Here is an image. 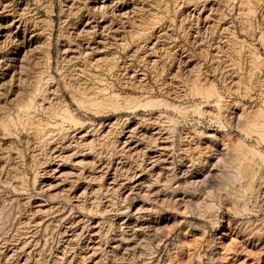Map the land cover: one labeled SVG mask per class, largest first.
<instances>
[{"label":"rangeland","instance_id":"obj_1","mask_svg":"<svg viewBox=\"0 0 264 264\" xmlns=\"http://www.w3.org/2000/svg\"><path fill=\"white\" fill-rule=\"evenodd\" d=\"M44 1L0 0V264H264V185L255 174L230 181L234 161L248 159L241 143L259 141L244 124L264 108V90L243 87L250 52L264 77V0L242 20H253V34L241 29L246 0L109 1L105 31L91 33L102 41V68L80 58L87 90L105 100L94 110L65 87L78 70L63 53L75 42L71 2ZM110 53L116 66L105 63ZM39 75L79 120L55 125L36 95L32 119L49 131V149L31 120L3 128ZM195 81L215 85L223 101L192 92ZM152 99L162 103L142 105ZM245 180L260 187L252 199L240 196Z\"/></svg>","mask_w":264,"mask_h":264},{"label":"bare ground","instance_id":"obj_2","mask_svg":"<svg viewBox=\"0 0 264 264\" xmlns=\"http://www.w3.org/2000/svg\"><path fill=\"white\" fill-rule=\"evenodd\" d=\"M2 1V0H1ZM6 1V0H5ZM39 1V0H38ZM44 1V0H43ZM63 1V0H62ZM68 0H65V2H67ZM109 1H111V0H70V7H71V9H70V13H71V11H72V13L76 16V23H77V26L75 27L74 26V30L72 31L74 34H73V37L75 38H73L74 39V41H73V39H72V41L74 42V43H72V44H70V45H68L65 49H64V51H63V53L64 52H67L68 54L70 53V57L73 59V61L75 60V65H78L77 66V72L75 73L77 76H75V77H73L74 75H72V74H70L72 77H70V79L71 78H73V79H71V80H66V82H65V87H66V89H67V91L71 94V96H72V98H74V99H76L77 100V103H79L82 107H84V108H86V109H89V110H94L95 108H97L98 109V107H101L103 104H104V98H98V96H94V95H97V94H95L94 93V95H93V92L91 91V92H89L88 90H87V88L88 87H86L87 85H86V83H89V82H87L89 79H90V71H88L87 70V68L85 67V65H88V64H84V61L82 62V60L84 59V60H86V62L88 61V63L90 64V65H92V66H95V68H98L101 64H102V61L104 60L103 59V57H99L98 55V53H97V50H99L100 51V45H102V41L101 40H97V39H94L92 36H91V33H92V30H93V28H96L97 29V27H99V29H100V27H102V25H104L103 24V22H104V20L107 18V15H106V10H108V7H109V5H108V3H109ZM116 1V0H115ZM121 1V0H120ZM120 1H118L119 3H120ZM259 1V0H258ZM258 1L257 0H246V2H245V5L242 7V13H241V21L242 20H244V18L245 17H249V16H253V15H255V10H256V7H257V3H258ZM8 2H11V1H8ZM45 2V1H44ZM5 3V2H4ZM19 3V2H18ZM112 3V2H111ZM42 4V3H41ZM67 4H69V3H67ZM116 4V3H115ZM227 4H228V2H227ZM1 5V4H0ZM11 5V4H10ZM18 5V4H17ZM122 5V4H121ZM7 6H8V4H7ZM14 7L16 6V5H13ZM67 6V5H66ZM74 7V9H73V7ZM117 6V5H116ZM64 7V6H63ZM68 7V6H67ZM113 7V6H112ZM4 9H5V7H4ZM9 9H10V7H9ZM73 9V10H72ZM123 9H124V6H123ZM5 10H7V9H5ZM35 10V9H34ZM62 10V9H61ZM113 10V9H112ZM111 10V11H112ZM118 10V9H117ZM120 10H122V9H120ZM219 10V9H218ZM11 11V10H10ZM21 11H22V9H21ZM65 11H66V9H65ZM68 11V10H67ZM110 11V12H111ZM119 11V10H118ZM13 12V11H12ZM15 12V11H14ZM35 12V11H34ZM109 11L107 12L108 13V16H109V13H110ZM220 12V11H219ZM222 12V11H221ZM244 12V13H243ZM4 13V12H3ZM2 13V14H3ZM19 13V12H18ZM23 13H25V12H23ZM63 13V12H62ZM61 13V14H62ZM68 13V12H67ZM217 13V12H216ZM9 12L7 13V11H6V15H5V18H7L8 16H9ZM17 14V13H16ZM34 14V13H33ZM124 14H127V13H124ZM4 15V14H3ZM63 15V14H62ZM65 15V14H64ZM97 15H98V17H99V15L101 16V20H97L96 18H97ZM111 15V14H110ZM1 16V15H0ZM19 16V15H18ZM69 16H71L70 14H69ZM221 16H222V14H221ZM3 17V16H2ZM20 17V16H19ZM28 17H29V15H28ZM31 17V16H30ZM37 17V16H36ZM50 17V16H49ZM65 17V16H64ZM111 17H113V16H111ZM208 17V16H207ZM51 18V17H50ZM210 18V17H209ZM208 18V19H209ZM219 19H220V17H218ZM11 19H14V17L13 18H11ZM25 19V18H24ZM33 19V18H32ZM64 19H68V17L67 18H64ZM71 19V18H70ZM73 19V18H72ZM207 19V18H206ZM207 19V20H208ZM216 19V18H215ZM246 19V18H245ZM18 20V19H17ZM28 20V19H27ZM38 20H40L39 18H38ZM75 20V19H74ZM108 20V19H107ZM221 20V19H220ZM252 20V19H251ZM3 21V20H2ZM14 21H15V19H14ZM35 21V20H34ZM43 21V20H42ZM110 21V20H109ZM253 21V20H252ZM251 21V22H252ZM73 21H71L70 23H72ZM111 22V21H110ZM113 22V21H112ZM213 22H215V21H213ZM251 22H249V24L247 23L246 24V21L244 22V21H242V31L243 30H245L247 33H251V34H253L252 33V30H251ZM26 23V22H25ZM28 23L30 24V22L28 21ZM31 23H32V21H31ZM35 23H37L36 21H35ZM49 23H50V21H49ZM52 23V22H51ZM69 23V22H68ZM8 24V23H7ZM6 24V25H7ZM62 24V23H61ZM111 23H109L108 24V26L110 25ZM213 24V23H212ZM1 25V24H0ZM2 25H4V23L2 24ZM27 25V24H26ZM32 25V24H31ZM34 25V24H33ZM71 25V24H70ZM131 25V24H130ZM30 26V25H29ZM37 26V25H36ZM111 26V25H110ZM109 26V27H110ZM1 27V26H0ZM19 27V26H18ZM38 27V26H37ZM67 27V26H66ZM105 27V26H104ZM112 27V26H111ZM241 27V26H240ZM9 28V27H8ZM30 28V27H29ZM106 28V27H105ZM105 28L103 29V27H102V29L105 31ZM4 29V28H3ZM2 29V30H3ZM11 29V28H10ZM22 29V28H21ZM69 29V28H68ZM67 29V30H68ZM107 29H108V27H107ZM115 29V28H114ZM16 30V29H15ZM72 30V29H71ZM70 30V31H71ZM101 30V29H100ZM109 30H110V28H109ZM118 30V29H117ZM23 31V30H22ZM25 31H28L27 29L25 30ZM34 31V30H33ZM38 31V30H37ZM40 31V30H39ZM133 31V30H132ZM131 31V32H132ZM3 32V31H2ZM9 32V31H8ZM11 32H13V31H11ZM93 32L95 33V31L93 30ZM98 32V31H97ZM100 32V31H99ZM255 32V31H254ZM17 33V32H16ZM28 33V32H27ZM106 33V32H105ZM104 33V34H105ZM111 33V32H110ZM109 33V34H110ZM113 33V32H112ZM111 33V34H112ZM117 33V32H116ZM245 33V32H244ZM263 33V32H262ZM261 33V34H262ZM6 34V33H5ZM22 34V33H21ZM33 34V33H32ZM67 34V33H66ZM70 34V33H69ZM68 34V35H69ZM101 34V33H100ZM108 34V35H109ZM17 35V34H16ZM31 35V34H30ZM72 35V34H71ZM117 35V34H116ZM130 35H132V37L133 38H135V35L133 34V32L130 34ZM1 36H3V35H1ZM5 36V35H4ZM9 36H10V34H9ZM103 36V35H102ZM111 36V35H110ZM261 36V37H260ZM259 37L260 38H258V39H263L264 40V35H260ZM6 37V36H5ZM37 37V36H36ZM46 37V36H45ZM71 37V36H70ZM98 37V36H97ZM96 37V38H97ZM113 37V36H112ZM115 37H117L118 39H119V37L118 36H115ZM131 37V36H130ZM254 37V36H253ZM50 38V37H49ZM105 38V37H104ZM109 38H111V37H109ZM108 38V39H109ZM6 39V38H5ZM14 39V38H13ZM16 39H17V36H16ZM22 39V38H21ZM30 39H31V37H30ZM38 39V38H37ZM51 39V38H50ZM66 39V38H65ZM239 39V38H238ZM2 40V39H1ZM11 40V39H10ZM19 40V39H18ZM23 40V39H22ZM71 40V39H70ZM121 40V39H120ZM132 40V39H131ZM14 41V40H13ZM25 41V40H24ZM51 41V40H50ZM110 41V40H109ZM119 41V40H118ZM122 41V40H121ZM234 41H235V39H234ZM240 41V40H239ZM244 41V40H243ZM8 42V41H7ZM71 42V41H70ZM231 42V41H230ZM19 43V42H18ZM24 43V42H23ZM31 43V42H30ZM36 43H37V41H36ZM50 43V42H49ZM60 43V42H59ZM101 43V44H100ZM110 43V42H109ZM116 43H117V41H116ZM120 43V42H119ZM241 43V42H240ZM264 43V42H263ZM25 44V43H24ZM34 44V43H33ZM65 43H63V45H64ZM100 44V45H99ZM112 44H113V42H112ZM120 44H122V43H120ZM51 45V44H50ZM109 45V44H108ZM107 45V46H108ZM116 45H118V44H116ZM232 46H233V44H231ZM240 45V44H239ZM8 46V45H7ZM17 46V45H16ZM15 46V47H16ZM33 46H35V44L33 45ZM105 46H106V44H105ZM112 46V45H111ZM114 46V45H113ZM231 46V47H232ZM0 47H1V45H0ZM28 47H29V45H28ZM36 47V46H35ZM50 47V46H49ZM14 48V47H13ZM27 47H25V49H26ZM100 48V49H99ZM116 48V47H115ZM6 49V48H5ZM61 49V48H60ZM233 49V48H232ZM246 49V48H245ZM18 50V49H17ZM104 50V49H103ZM252 50V49H251ZM33 50H31V52H32ZM61 52H62V50H60ZM232 50H230V52H231ZM245 50H243V52H244ZM30 52V53H31ZM102 52V51H101ZM29 53V52H28ZM27 53V54H28ZM236 53V52H235ZM240 53V52H239ZM251 53V55H253V59H255V60H253L252 61V64L248 67V71L247 72H249V78H250V80H249V84H247V85H245L244 87H243V89H244V93H246V94H248L250 91H260L259 93H261L262 92V90H264V82H263V78L260 76V74H259V70H260V65H261V62H260V64H259V62L256 60L257 58H258V56H256V53H253V52H250ZM33 54V53H32ZM67 54V55H68ZM111 54V53H110ZM114 54V53H113ZM113 54H111V58H110V60L109 59H107V58H105L107 61L105 62L106 64H108V63H110V64H108V65H114V66H116L117 65V62H118V56H113ZM116 54V53H115ZM227 54H229V53H227ZM238 54V53H237ZM64 55H66V54H64ZM239 55V54H238ZM231 56V55H230ZM233 56V55H232ZM231 56V58H233ZM244 56V55H243ZM50 57V49H49V53H48V56H47V59ZM67 57V56H66ZM69 57V58H70ZM255 57V58H254ZM21 58V57H20ZM65 58V57H64ZM80 58L82 59L81 61H80ZM241 58V57H240ZM252 58V57H251ZM67 59V58H66ZM71 59V60H72ZM121 59V58H120ZM2 60V59H1ZM70 60V61H71ZM232 60V59H231ZM259 60V59H258ZM68 62V61H67ZM72 62V61H71ZM122 62V61H121ZM232 62V61H231ZM36 63V62H35ZM233 63V62H232ZM242 63V62H241ZM236 64H237V61H236ZM19 65V64H18ZM35 65V64H34ZM75 65H74V67H75ZM21 66H23V64L21 65ZM234 66H235V64H234ZM29 67V66H28ZM91 67V66H90ZM90 67H88V68H90ZM101 67V66H100ZM102 68V67H101ZM100 68V69H101ZM110 68V67H109ZM21 69V68H20ZM24 69V68H23ZM38 70V69H37ZM68 70V69H67ZM92 70V69H91ZM63 71V70H62ZM69 71V70H68ZM94 71V70H93ZM117 71V70H116ZM115 71V72H116ZM88 72H89V74H88ZM105 72V71H104ZM20 73V72H19ZM27 73V72H26ZM39 73V72H38ZM46 73V72H45ZM50 73V72H49ZM66 73V72H65ZM72 73H73V71H72ZM109 73V72H108ZM117 73V72H116ZM115 73V74H116ZM69 74V73H68ZM68 74H67V76H68ZM74 74V73H73ZM92 74V73H91ZM111 74V73H110ZM114 74V73H113ZM94 75V74H93ZM26 76V75H25ZM50 76V75H49ZM64 76V75H63ZM35 77V76H34ZM46 77V76H45ZM88 77V78H87ZM93 77H95V75L93 76ZM33 78V77H32ZM52 78V77H51ZM65 78H66V76H65ZM87 78V79H86ZM262 78V79H261ZM35 79V78H34ZM36 83H37V85L35 86L36 88H35V90H36V93H34L33 95L32 94H30L29 95V98H28V100L22 105V114L21 115H17V113H16V118L15 119H11V121L8 123V124H6V125H4V127L3 128H5L4 130H8L9 129V126L10 125H13V126H17V125H22V126H27L28 125V121H32V123H31V125H34L35 123H37V121H34L33 119H32V112H33V110H35L34 109V106H35V102H34V97L36 96V95H41L42 96V98L41 99H43L44 101L45 100H47V102H46V104H42L41 105V108L44 110V113L47 115V117L49 118V119H52V121L55 123V125H57V124H59V120H68V121H72L74 124L73 125H75V123L76 122H78L79 120L74 116V114L70 111V109L68 108V106L65 104V102L66 101H64L65 99L61 96V95H59L58 94V89L57 88H55V89H53L52 90V92L56 95V97H57V101L55 102V100L53 101V98L50 96V95H48V87L46 86L45 88H44V86H43V84L41 83V76L39 75V76H37L36 77ZM64 79V78H63ZM239 79V78H238ZM83 80V82H80L79 83V81H82ZM85 80H86V82H85ZM198 81V80H197ZM197 81H195V82H193V85H192V87L190 88L191 89V91L192 92H194V93H197V94H201V95H206V96H211V95H217V97H218V102L219 101H223L222 100V97H223V95L221 94V92L217 89V87H215V85L214 86H211V87H209V88H204L202 85H199V82H197ZM238 81V80H237ZM246 82V79H245V81L243 80V83H245ZM45 83H46V81H45ZM44 83V84H45ZM53 83V82H52ZM49 84V83H48ZM47 84V85H48ZM46 85V84H45ZM50 85H52V84H50ZM54 85H55V83H54ZM49 86V85H48ZM51 88V87H50ZM228 88V87H227ZM30 90V89H29ZM54 90H55V92H54ZM50 93H51V91H50ZM253 93V92H252ZM252 93H251V95H252ZM255 93V92H254ZM263 93V92H262ZM261 93V94H262ZM53 94V95H54ZM52 95V96H53ZM99 95V94H98ZM254 95V94H253ZM258 95V94H257ZM260 95V94H259ZM258 95V96H259ZM49 96L51 97L50 99H49ZM61 96V97H60ZM115 96V95H114ZM256 96V95H255ZM261 96V95H260ZM247 97H249V96H247ZM112 98V97H111ZM253 98V97H252ZM261 98V97H260ZM263 98H264V96H263ZM40 99V98H39ZM251 99V98H250ZM112 100V99H111ZM262 100V99H261ZM264 100V99H263ZM36 101H38V100H36ZM42 101V100H41ZM113 101V100H112ZM143 101V100H142ZM158 102H160V103H162V100L160 99V100H158V99H152V100H146V101H144L143 103H142V105H144V106H149V105H153V104H155V103H158ZM41 103V102H40ZM220 103H222V102H220ZM140 104V103H139ZM261 104V103H260ZM259 105V102H258V104H257V106ZM264 105V104H263ZM173 107L175 108V106L173 105ZM220 107H221V104H220ZM176 108H177V106H176ZM194 108L196 109V110H200V108H198V106H194ZM96 109V110H97ZM220 108H218V110H219ZM256 109V111H255V113H256V115H258L257 116V118H256V120L254 121V122H246L245 124H244V130L245 131H247V132H251L252 134H253V132H254V134L256 135H258V137H259V141H258V144L256 145V146H254V144H252V145H249L248 143H246V142H242L241 143V141H240V143H241V145H240V148L242 149V151H240L241 153L243 152V153H245L246 155L245 156H248V159L244 162V163H241L242 162V160H241V162L239 163V164H237V159H236V161L237 162H235L234 161V167L236 168V170L234 171V172H232V174L230 175V181L232 182V183H236V182H238L237 180H240V178H241V180L240 181H242V178H243V176H244V174L249 178V176L250 177H252L254 174V176H256V175H258L259 176V178H260V183H263V185H264V151L261 149V148H259V142L261 141V143L263 144V142H264V108H262V106H258V107H256L255 108ZM42 110V111H43ZM221 110V109H220ZM219 110V111H220ZM40 111V110H39ZM201 111V110H200ZM253 111V110H252ZM35 112V111H34ZM200 113V112H199ZM218 113V112H217ZM252 113H254V112H252ZM216 114V113H215ZM33 115H34V113H33ZM250 115V114H249ZM35 116V115H34ZM217 116V115H216ZM40 117H41V114H40ZM43 118V117H42ZM41 120V119H40ZM39 122V121H38ZM51 122V121H50ZM65 123H67V122H65ZM49 124V123H48ZM52 125V124H51ZM54 125V124H53ZM68 125V124H67ZM41 123L39 122V123H37L36 125H35V129H36V132L37 133H39L40 134V138H41V140H42V143L44 144V147H47L48 146V144L50 143V134H48V132H45V130L44 129H42L41 127ZM48 127V126H47ZM55 127V126H54ZM58 126H56V128H57ZM63 129V128H62ZM55 130V129H54ZM243 130V131H244ZM61 131V130H60ZM51 133V132H50ZM54 133V132H53ZM57 134V133H56ZM63 134V133H62ZM246 134V133H245ZM250 135V134H249ZM256 135V136H257ZM56 137V136H55ZM81 137V136H80ZM79 137V138H80ZM39 138V139H40ZM53 138V137H52ZM81 139V138H80ZM54 140V139H53ZM258 140V139H257ZM68 141V140H67ZM257 143V142H256ZM64 147H67V146H65L64 145ZM48 149H49V147H47ZM68 148V147H67ZM66 149V148H65ZM68 150V149H67ZM66 150V151H67ZM237 150V149H236ZM56 151V150H55ZM239 160V159H238ZM237 164V165H236ZM255 165H258L257 166V168H256V166ZM228 166V165H227ZM257 176V177H258ZM245 178H243V180H244ZM252 179V178H251ZM255 180H257L256 178H254ZM245 181H247V180H245ZM245 181H243V183H241L240 185H242V184H244V182ZM258 181V180H257ZM229 182V181H228ZM231 183V184H232ZM259 183V184H260ZM254 181H253V183H252V181L251 180H249V181H247L246 182V186H245V188H244V191L243 192H241V194H240V196L242 197L244 194H249L247 197H250V199H252L251 197L253 196L252 194H254V191H255V194H256V187H255V185L257 186V184H254ZM257 187H259V186H257ZM260 188V187H259ZM264 189V188H263ZM257 190H259L258 188H257ZM261 190V189H260ZM260 190H259V192H258V194L260 193ZM239 191H241V189H239ZM238 194V193H237ZM260 195V194H259ZM237 196V195H236ZM258 197V199H259V196H257ZM244 198H245V196H244ZM254 198H256V197H253V199ZM248 199V198H247ZM257 199V200H258ZM261 199V198H260ZM248 201V200H247ZM255 202H256V200H255ZM252 203V202H251ZM243 204H245V203H243ZM246 205H247V203H246ZM247 207L245 206V209H246ZM242 210H244V208L242 209Z\"/></svg>","mask_w":264,"mask_h":264}]
</instances>
